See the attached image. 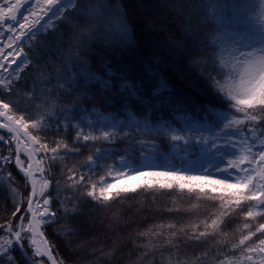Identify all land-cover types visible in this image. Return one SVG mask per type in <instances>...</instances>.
I'll use <instances>...</instances> for the list:
<instances>
[{
    "label": "trees",
    "instance_id": "1",
    "mask_svg": "<svg viewBox=\"0 0 264 264\" xmlns=\"http://www.w3.org/2000/svg\"><path fill=\"white\" fill-rule=\"evenodd\" d=\"M76 4L80 11L65 9L66 18L55 16L52 28L24 39L25 68L9 86H0V99L15 117L33 122L51 113L62 117L73 113L77 119L97 109L113 118L128 120L134 115L181 131L196 119L212 123L224 134L222 125L228 117L243 121L229 127L237 134L255 130L264 134V111L259 106L248 110L257 121L247 120L232 106L226 90L233 34L249 35L253 16L260 15V0H76ZM119 14L125 17L130 40L116 31ZM109 66V89L90 82L104 76ZM124 81L135 85V95L124 90ZM160 81L167 82L168 90L154 95ZM217 82L225 91H218ZM28 129L52 183L45 197L50 198L54 219L43 230L60 264H227L264 240V231H257L264 224V211H254L258 201L236 206L234 194L159 184L121 191L106 201L87 194L95 179L89 159L98 150L114 146L112 155L117 158L136 147L135 141L144 140L163 153L171 147L168 136L127 128L126 137L122 133L109 142H83L72 125ZM57 146L64 147L63 153L50 157ZM109 159L100 157L95 170ZM61 183L67 189L65 200L55 195ZM30 191L28 178L16 166L15 142L0 129V238L14 237L27 219ZM248 211L254 216L248 217ZM245 236L250 238L241 245ZM22 248L25 254L13 243L0 264L29 260L49 264L33 253L27 237Z\"/></svg>",
    "mask_w": 264,
    "mask_h": 264
},
{
    "label": "rangeland",
    "instance_id": "2",
    "mask_svg": "<svg viewBox=\"0 0 264 264\" xmlns=\"http://www.w3.org/2000/svg\"><path fill=\"white\" fill-rule=\"evenodd\" d=\"M8 2H10V0H8ZM257 17L258 16H253V25L248 27V36H245V33H237L235 35L233 34L234 53L231 57H229V67L231 70L233 68V65L236 63L235 58L237 56H240L241 53H246L260 47V21L257 20ZM261 19H264V17H261ZM46 27H51V22L47 23ZM21 40L22 39H15L14 41H12L11 47H8V45L5 46L6 52L7 50H9V52L13 53V55H15L16 53L22 54L24 50L21 44ZM249 45H252V48H249ZM20 71L21 70L19 68H13L11 67V65L7 64L5 67H3V69L0 70V86H9L14 80L18 79ZM5 84H7V86H5ZM23 96L26 97L24 94ZM2 104L3 102L0 101V108L2 107ZM188 118L189 117H186L184 120H188ZM3 121L4 120H2V122ZM18 121L27 124L28 127L32 126L33 122L39 121V128L44 129H49L52 127H67L69 125H72V127L77 130V138L83 142L93 140L89 139L85 141L83 139L84 136H95L101 137V139H103L102 137L105 132L110 134L109 139H105L107 142L113 141V136L120 135L122 133H124L123 136L126 137L128 136V132H125L124 130H126L127 128L135 129L137 133H148L149 131L159 132L160 134L168 136L165 138L169 139L171 134H174L172 130H177L186 138L189 136L195 138L194 141L188 144H185L184 141H172L170 139V150L163 153L161 151H158L157 146L153 142L144 140L135 141L134 144L137 145L136 147L131 148V150L126 155L117 158L112 155L113 150H115L114 146L106 147V150L104 151H98L95 157L89 159V166H91L92 170L94 169L92 174L95 175L93 185H97L95 189L91 187L90 191H94V196L96 197V199H103L102 197H100L99 191L101 178L109 179V177L106 176L109 168L122 167V161H126L132 168H138L145 174L139 179H125L123 177H120L119 181L116 183V187L109 191L108 195L110 196L117 192H121L122 189L125 188L129 189V191H132L131 189H136L142 185H160L161 183H172L173 186L179 187V184L181 182L189 185V187H186L184 189L202 188L211 189L215 192L223 194L235 195V193L237 192H243L244 195H250L251 193H249L248 189L225 188L222 184L198 185V182L196 181H176L171 177H165L163 175L153 176L151 175V173L169 172L175 170L177 173L184 176H195L204 175L205 173L201 171V168L206 167L207 173L210 174L213 178L235 182L237 178L246 175V173L238 171L234 168H229L227 171H223V169L226 168L228 161L235 159L238 155L241 154L242 151H246V149L248 148H251L252 155H256L258 159V153L264 150V143H262L264 142V134H259V130L253 131L251 135H245L244 133L237 134L234 129H230L229 127L226 128L221 124L222 130L227 132L224 134L218 132L215 128V125H211L212 123H201L196 119L189 120L182 131L179 129L165 128L164 126H154L147 120H141L134 115H132L128 120H125L123 118H113L112 115L103 114L97 109H92L89 112L85 111L77 119L74 118L73 113L69 114L66 117L51 113L50 116H40L33 122H25L21 120V118H18ZM6 133L10 138L12 137V140H14L16 145L14 135L8 132ZM201 138L206 139L207 143L201 142ZM20 139L27 147H29L28 141L23 135H21ZM213 144L215 145V147H212ZM57 148V153H53V151L50 150V157H56L59 156L60 153H63V146H57ZM34 152L38 157L37 146H34ZM20 155L21 165L25 168H28L31 162L30 159L27 158L28 156L25 153L24 148L20 150ZM22 156H24L26 160H24ZM100 157H109L110 159L112 157L113 158L111 160L109 159L110 161H108L105 166L99 168L98 170H95L98 165L100 166ZM249 159H251V156L249 157ZM38 160L44 173L43 162L39 157ZM188 161H192L193 163L189 165L187 163ZM241 167L248 169L249 171L255 169L256 172H259L257 163L255 162L252 164L245 163ZM261 167H264V165H262ZM217 168L221 169V171H217ZM128 171V169H125V172ZM253 176L254 185L259 186L264 184V180H260L258 177H256L255 173H253ZM44 181L45 180L42 179L41 176L38 177L39 192L33 208V211H35L38 215H40V212L38 211L41 207H43V200L45 198V190L43 188ZM250 187H252V185H250ZM42 190L43 194H41ZM55 195L60 199H66V196L68 194L64 184L61 183L60 185H58V187L55 188ZM258 205L259 201L258 204L255 205L254 211H264V207H258ZM29 220L30 214H28L27 219L21 223L22 228L20 233L21 237H23L22 240L17 241V237L15 235L14 237L3 235V237L0 238V246H2L0 247V258L4 257L10 252L7 251V254H5L6 249L10 247L6 244V241H12L14 244L17 243V245L21 248L23 254H25V251L22 248V241L24 242L25 238L27 237L29 242L31 243L33 237L30 230ZM46 222L47 221H41L42 229L43 225ZM76 247L78 248V244L75 246V248ZM262 248H264V245H260L259 242V245L253 248L252 251H249V249H247L246 252L243 255H240L237 259L228 260L227 264H264V251H261ZM33 253L36 254L34 246ZM34 263L43 264L41 261H35Z\"/></svg>",
    "mask_w": 264,
    "mask_h": 264
},
{
    "label": "snow or ice",
    "instance_id": "3",
    "mask_svg": "<svg viewBox=\"0 0 264 264\" xmlns=\"http://www.w3.org/2000/svg\"><path fill=\"white\" fill-rule=\"evenodd\" d=\"M7 6L0 7V21L7 24L8 29L10 31H16L17 25L19 26L20 31L19 35L15 37L16 40L21 39L24 35L31 33L35 35V31L38 26L40 25V21L45 17L48 16L49 13H51L53 16L57 17H64V10L68 8H77L76 0H36V8L40 9V12L38 13L35 9H31L29 11V15L25 16L23 13L20 12V9L22 7V0H15L14 3H7ZM77 11H80V9L77 8ZM97 12L100 11L99 8L96 9ZM85 15L87 13L85 12ZM29 17H32L33 19H29ZM261 17H264V0H261V12L260 15L257 17V20L260 21V40L259 45L260 47L258 49H254L252 51H248L246 53H241L240 56H237L236 63L233 65L232 70L228 74V84H227V98L231 101H234V104L232 105L238 112H243L245 114V118L247 120L251 121H257L256 115L249 114L248 110L255 111L257 109V106H259L260 111H264V19H261ZM66 18V17H64ZM23 21V22H21ZM116 31L125 39L130 40V34L128 30V26L125 20V17L123 14H119V21L116 27ZM12 45L9 44L8 47H11ZM249 48H252V45H249ZM13 55L11 52H4V49L0 47V59L7 60L8 56ZM5 64H0V68L5 67ZM19 67V65H17ZM111 73L110 66L105 70L104 76L97 75L93 78L90 82H99L100 85L104 89H109L111 86V80L107 79L106 77L109 76ZM218 84V91H225L224 85ZM7 86V84H5ZM123 88L128 93V95H135L137 92V89L135 85H130L127 81L123 82ZM168 90V85L166 81H160L158 82L156 88L154 89V95H159L162 92H165ZM3 111H0V116H3L6 118L7 121H12L14 123L19 124L20 121H14L13 117L8 114L9 110V104L3 103L2 104ZM23 117H21V120ZM224 119L228 120V123L224 125V127H233L236 125H239L243 123L240 119H230L228 117H224ZM25 128H27V124L23 125ZM32 126L34 128L40 127V122L36 121L33 122ZM0 127L8 128L9 131H13L12 128L9 127L7 123L0 124ZM146 130V129H145ZM174 134H171L170 139L172 141H184L185 144H188L195 140L194 137H185L184 135H181L179 131L172 130ZM110 134L105 132L103 134V139H109ZM83 139L85 141L89 139H101V137H95V136H84ZM34 142L35 138H33ZM201 142L207 143V140L204 138H201ZM264 143V142H262ZM59 147V146H58ZM67 148V145L64 146ZM212 147H215L213 144ZM53 153L58 152V148L52 149ZM99 151V150H98ZM251 156V159L249 157ZM91 159V158H90ZM17 160L19 162V157H17ZM257 163V167L259 168V172H256L255 169L252 171H249L248 169H245L241 167L243 164L248 163ZM189 165H191L193 162L188 161ZM122 167L120 168H109L108 172L106 173V176L109 177V179L101 178L100 181V197H102L105 201L112 199L110 195H108L109 191L116 187V183L119 181L120 177H123L125 179H139L141 176H143L145 173L140 171L138 168H132L126 161H122ZM264 165V150L260 151L258 153V159L256 155H252L251 148L246 149V151H242L240 155H238L235 159L229 160L227 163V166L223 171H227L229 168L237 169L238 171L245 172L246 175L241 176L235 180V182H229L227 180L223 179H215L210 174L207 173V168L202 167L201 171L204 172V175H189L184 176L179 173H177L175 170L169 171V172H153L151 175L157 176V175H163L165 177H171L172 179L176 181H196L198 182V185L200 184H222L225 188H237V189H248L250 195H244L243 192H237L235 195L237 196V199L235 200V205L240 206L242 201L245 200H258L259 205L258 207H264V184L256 186L253 184V173H255L256 177H258L260 180H264V167H261ZM125 169H128V172H125ZM217 171H221V169L217 168ZM81 180L84 178L81 177ZM252 185V187H250ZM151 186V185H149ZM48 187V182H44V188ZM93 189L97 187V185L92 186ZM161 188H169L171 189L173 187L172 183H161ZM179 187L181 189H184L186 187H189L188 184L181 182L179 184ZM132 191H135V189H131ZM122 191L127 192L129 189L125 188L122 189ZM201 191L203 189L201 188ZM35 193V185H33V194ZM43 194V190L41 192ZM89 196H94V191H89L87 193ZM119 192L116 193L117 196H119ZM33 201L29 200V210H31V205ZM44 205L49 204L48 199L43 200ZM19 211V209L17 210ZM33 217L36 216V212L33 211ZM41 218H44L48 215V209L45 208L43 212L40 213ZM248 217H253L254 212L248 211L246 214ZM215 224V221H213ZM33 224H39V221H31L30 227L33 226ZM245 228L248 227L247 224L244 226ZM11 231V229H9ZM32 230L35 231V228L32 227ZM257 231H264V224H261L260 227L257 229ZM201 236H204V233L200 234ZM15 236L17 237V241L22 240L23 237H21L20 232H16ZM250 237L245 236L244 239L240 241V244H244L245 240L249 239ZM32 245H36V240L33 238L31 241ZM6 244L9 245L5 251V254H7V251H11V245H13L12 241H6ZM260 245H264V240L260 241ZM18 246V245H17ZM2 247V246H0ZM249 251H252V249H249ZM261 251H264V248L261 249ZM36 254L39 255L40 249H36ZM27 261V257H25ZM29 264H34V261H30Z\"/></svg>",
    "mask_w": 264,
    "mask_h": 264
},
{
    "label": "water",
    "instance_id": "4",
    "mask_svg": "<svg viewBox=\"0 0 264 264\" xmlns=\"http://www.w3.org/2000/svg\"><path fill=\"white\" fill-rule=\"evenodd\" d=\"M11 2L14 3L15 0H11ZM32 2H33V0H22V7L20 9V12L23 13V15H24V8L26 6H28L29 4H31ZM1 23H3V22L0 21V24ZM1 110L3 111V108L2 107H1ZM8 114L13 117V114L11 112L8 111ZM0 117L4 118L6 120L5 117H3V116H0ZM13 119L15 121H18V119L15 118V117H13ZM23 125H24L23 123H19V124L14 123V128H15V130L18 129L19 131H21L22 132V135L27 139L28 144H29V152H30V155L33 157V160L36 161V163H35L36 166H35V169L32 172H28V170L24 169L20 165V155L19 154H20V148H21L22 144H17V146H16V152H17L16 164H17L18 169L20 170L21 174L28 178L29 183H30V186H31L29 200H32L33 203L31 205V210H29V204L27 205V209H26V212H29V214H30V222H31L32 221V218H33V214H32L33 213V204H34V202L36 200L37 193H38V177L41 176L42 179H44L45 181L48 182V187L47 188H44L47 191H50L52 183H51L50 180L45 179L46 176L43 173V170L41 169V166H40V163L38 161V158H37V156H36V154L34 152V146L36 145L37 140L34 137V135H32V133H30L29 129L28 128H25ZM33 138H35V141L36 142H34ZM18 139L20 141V138L19 137H18ZM17 157H19V162L17 160ZM33 185H35V193L34 194H33ZM45 199H48L49 200V204L48 205H44L43 204V207L41 208L40 213L43 212V210L45 208H47L48 209V215L46 217H44V218H41V219L42 220H50V219H52L54 217V213H53V211L51 209V201H50V198L49 197H46ZM32 227H31V234L33 236L34 233H33ZM35 233H37L39 235V237L44 242V244H45V246L47 248V253L44 255V257H46V259L48 260L49 264H59V262L57 261L56 257L53 254V251H52V248L50 246V243H49V241H48V239H47L44 231L42 230V228L35 229Z\"/></svg>",
    "mask_w": 264,
    "mask_h": 264
},
{
    "label": "bare ground",
    "instance_id": "5",
    "mask_svg": "<svg viewBox=\"0 0 264 264\" xmlns=\"http://www.w3.org/2000/svg\"><path fill=\"white\" fill-rule=\"evenodd\" d=\"M0 123L1 124H4L1 120H0ZM5 123H7L9 125V127L13 129V131H10V132H12L16 137H20L19 136V132H16V130L14 128V122H12V121H5ZM3 128H5V127H3ZM5 129L8 130V128H5ZM21 148H24V151L27 154V156H28V158L30 159V162H31L30 163V167L27 168L26 170H28V172H32L35 169V166H36L35 163H36V161L33 160V157L30 155L29 147H27L26 145H22ZM34 220L35 221H39V224H33V227L35 229L41 228V221H40V219H39V217L37 215L32 218V221H34ZM33 233H34V235H33L32 239L34 238L36 240V245H33L34 246V249L36 251V249L39 248L40 249V253H41V254H39V256H44L47 253V248H46L44 242L39 237V235L37 233H35V231H33Z\"/></svg>",
    "mask_w": 264,
    "mask_h": 264
},
{
    "label": "crops",
    "instance_id": "6",
    "mask_svg": "<svg viewBox=\"0 0 264 264\" xmlns=\"http://www.w3.org/2000/svg\"><path fill=\"white\" fill-rule=\"evenodd\" d=\"M10 39H12V37H10ZM5 46H7V44L6 43H3L0 47H2L3 49H5ZM5 51H6V49H5Z\"/></svg>",
    "mask_w": 264,
    "mask_h": 264
}]
</instances>
